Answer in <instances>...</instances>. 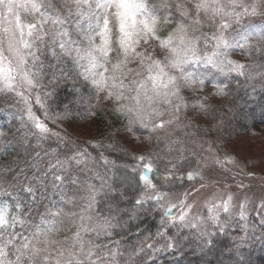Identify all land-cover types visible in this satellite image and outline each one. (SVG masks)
<instances>
[{
  "label": "snow or ice",
  "instance_id": "1",
  "mask_svg": "<svg viewBox=\"0 0 264 264\" xmlns=\"http://www.w3.org/2000/svg\"><path fill=\"white\" fill-rule=\"evenodd\" d=\"M232 81L264 90V0H0V264H181L219 237L243 264L264 166L220 143Z\"/></svg>",
  "mask_w": 264,
  "mask_h": 264
},
{
  "label": "trees",
  "instance_id": "2",
  "mask_svg": "<svg viewBox=\"0 0 264 264\" xmlns=\"http://www.w3.org/2000/svg\"><path fill=\"white\" fill-rule=\"evenodd\" d=\"M243 86L244 84L241 83L238 85L236 81H232L231 83V102L228 107L223 109V112L226 114V119L229 121L227 129L223 134L224 140L229 136L235 135L239 131L250 130L252 128L251 125L257 120L256 117H258V114L256 115V113L264 116V90H261L259 85H257L255 94H246V92H243ZM250 91H252L251 88ZM83 107H86V105ZM229 107L232 109L231 112L226 111V109L228 110ZM1 117H4V115L2 114L0 118ZM108 119L109 117L101 114V117L98 118L97 122L85 127L81 131V134L85 137H88L87 139H90L93 136L99 137L100 133L105 130V121ZM77 121L80 122L81 120ZM81 122L86 123V121ZM2 124L4 123L0 122V125ZM204 127L206 126L204 125ZM227 238L228 237H222L218 240L216 247V251L218 252L212 256L210 255V258H201L198 250L193 251L190 249L188 250L187 255L181 260V264H200L202 259L210 261V264H219L221 261H223V264H229L230 262H224V259H222L225 254L222 257L219 255L221 254V251L227 247L225 244V240ZM241 255L243 256V259L249 258L248 256H251V260L248 262L249 264H264V243L256 242L249 244V246L242 248ZM225 257L227 258V255H225ZM170 259L171 257H169L167 254H164L160 259H158L157 264H168Z\"/></svg>",
  "mask_w": 264,
  "mask_h": 264
},
{
  "label": "rangeland",
  "instance_id": "3",
  "mask_svg": "<svg viewBox=\"0 0 264 264\" xmlns=\"http://www.w3.org/2000/svg\"><path fill=\"white\" fill-rule=\"evenodd\" d=\"M242 89L243 92H246V94H255V92L250 91V88L246 87L245 85L243 86ZM226 111L228 110L226 109ZM257 114H258V117H256L257 120L255 119L256 121L254 122V124L251 125L252 128L250 130L239 131L235 135L229 136L225 140L220 141V143L223 144V146L229 151L230 154L234 155L238 159L247 161L250 166H264V120H263L264 116L259 115V113H256V115ZM0 116H2V114H0ZM0 122L5 123L6 116L1 117ZM90 125L91 124L88 121H86V123L81 121L80 122L76 121L73 127L67 128V131L78 139H87L88 137L83 136L81 134V131L85 127ZM201 126L204 127V125ZM221 238L222 237H219L218 240ZM225 244L227 245V247H225L224 249L232 246V241L229 237L225 240ZM216 249L210 252L206 257L210 258L213 254L218 252L216 251ZM219 255L222 257L221 254ZM225 255H227V258L225 257ZM225 255L223 256L222 259H224V262L225 261L230 262L229 264H232V262L238 260L239 258L234 253L233 254L225 253ZM248 257L249 258L243 259L244 264L250 262L251 256ZM200 264H202V262Z\"/></svg>",
  "mask_w": 264,
  "mask_h": 264
}]
</instances>
